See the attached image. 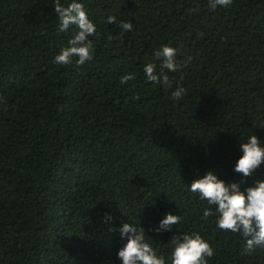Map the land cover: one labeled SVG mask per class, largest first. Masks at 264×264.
Masks as SVG:
<instances>
[{
    "label": "trees",
    "instance_id": "16d2710c",
    "mask_svg": "<svg viewBox=\"0 0 264 264\" xmlns=\"http://www.w3.org/2000/svg\"><path fill=\"white\" fill-rule=\"evenodd\" d=\"M72 2L97 29L82 67L54 63L78 31H60L55 0H0V264H122L125 223L166 264L193 232L208 264H264V249L244 253L241 235L203 220L215 206L189 189L209 172L241 191L264 181V164L234 170L252 135L264 147V0H60ZM165 45L187 64L165 70L171 87L143 71L159 73ZM169 214L181 222L158 232Z\"/></svg>",
    "mask_w": 264,
    "mask_h": 264
},
{
    "label": "clouds",
    "instance_id": "9594fccd",
    "mask_svg": "<svg viewBox=\"0 0 264 264\" xmlns=\"http://www.w3.org/2000/svg\"><path fill=\"white\" fill-rule=\"evenodd\" d=\"M233 0H209V7L215 10L217 7H229ZM189 11H194L190 9ZM55 12L59 17V29L67 31L71 25H75L78 31L69 40V46L63 48L55 57L54 63L69 65L75 63L77 67L84 66L94 59V44L89 37L97 32L95 24L89 19L83 4L72 2L67 7L61 5L60 0H55ZM108 24H115L116 17L109 16ZM119 27L124 32H130L133 24L121 22ZM156 59L162 61L157 73V65L148 63L144 66V73L148 82L162 83L171 87L172 82L165 70L178 72L187 64L177 61V50L163 46L155 54ZM188 62H191L189 57ZM135 79L132 74L121 77L120 83L126 84ZM186 94L183 87L177 88L172 93L173 100H179ZM243 153L238 160L235 172L247 178L253 175L264 164V147L259 139L252 135L247 143L240 146ZM191 193L198 195L208 205L215 206V213L211 208H205L202 219L207 221L209 217L216 215V225L222 232L239 234L244 240L243 252L251 253L257 248L264 249V181H256L255 186L240 190V185L233 183L227 185L224 181L209 172L203 178L195 180L190 186ZM181 222L180 216L167 215L160 223L159 231H172L173 226ZM122 238L127 239L125 246L118 252L122 264H166L163 255H157V251L145 240L144 229L139 230L129 223L123 224L119 229ZM174 245L171 253V264H208L209 258L214 256L212 246L201 236L199 232L176 236L172 239Z\"/></svg>",
    "mask_w": 264,
    "mask_h": 264
}]
</instances>
